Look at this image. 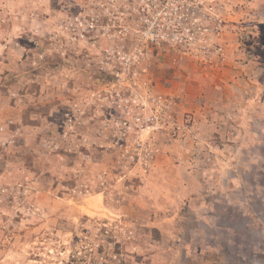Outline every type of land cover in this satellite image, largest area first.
<instances>
[{
	"label": "rangeland",
	"instance_id": "obj_1",
	"mask_svg": "<svg viewBox=\"0 0 264 264\" xmlns=\"http://www.w3.org/2000/svg\"><path fill=\"white\" fill-rule=\"evenodd\" d=\"M0 264H264V0H0Z\"/></svg>",
	"mask_w": 264,
	"mask_h": 264
}]
</instances>
